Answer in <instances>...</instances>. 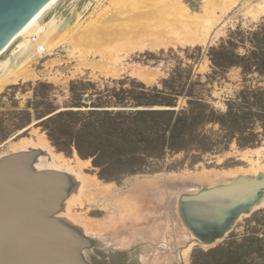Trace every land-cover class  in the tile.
<instances>
[{"label": "rangeland", "instance_id": "rangeland-1", "mask_svg": "<svg viewBox=\"0 0 264 264\" xmlns=\"http://www.w3.org/2000/svg\"><path fill=\"white\" fill-rule=\"evenodd\" d=\"M116 1L59 0L33 28L79 12L51 54L0 89V158L43 135L47 149L64 159L59 170L78 172L74 152L89 162L82 169L88 188L75 178L69 213L101 226L92 233L80 228L93 241L84 251L92 264H264V204L212 244L193 234L181 210L184 196L238 180L209 175L232 171L249 179L264 171V0H237L232 7L179 0L216 20L210 42L139 51L110 34L134 26L119 23L133 13L111 11L110 23L99 24ZM139 1L168 8L177 0ZM87 31L113 38L98 44L83 36ZM152 176L165 186L136 189ZM87 177L111 191L97 193Z\"/></svg>", "mask_w": 264, "mask_h": 264}, {"label": "water", "instance_id": "water-1", "mask_svg": "<svg viewBox=\"0 0 264 264\" xmlns=\"http://www.w3.org/2000/svg\"><path fill=\"white\" fill-rule=\"evenodd\" d=\"M51 0H0V52ZM42 150L0 158V264H92L84 251L93 241L58 217L77 188L73 175L35 169ZM257 185L238 179L229 186L184 196L188 228L203 241L221 238L232 227Z\"/></svg>", "mask_w": 264, "mask_h": 264}, {"label": "bare ground", "instance_id": "bare-ground-1", "mask_svg": "<svg viewBox=\"0 0 264 264\" xmlns=\"http://www.w3.org/2000/svg\"><path fill=\"white\" fill-rule=\"evenodd\" d=\"M58 1L59 0H51L48 4H46L43 7V9L29 23H27L17 33V35L10 41V43L0 52V58H2L4 53L13 44H15L18 41L15 47V50H13L9 56L4 57V60L0 61V89L4 88V86L7 84L9 85V83H11L14 80L17 81V77H20L22 73H24L27 70V68L33 61H35L37 58H42L48 54H51L57 48V46L61 42H63L62 40L65 39L66 34L68 32L67 27L71 25L70 23H72L75 20V18L78 17L79 12L78 13L76 12L78 10L71 11V14L69 16L67 15L66 17L61 18L59 20H50L48 22H45L41 27H39L35 31L33 29L37 24L40 23V21L44 18L46 13L50 11L52 7H54L58 3ZM203 1L207 3L209 0H203ZM236 1L237 0H221L222 2L221 4H222V7L226 5L232 7ZM113 8L114 9L117 8L118 10H114ZM109 9L107 11L105 10L104 11L105 13L99 16L100 18H103V20L99 19L100 20L99 24L107 20L108 21L106 23H110V21L112 20V15L110 14L111 11L118 12L119 10L125 9L126 11L133 13L130 19H128V17L122 18L124 16H121V18H119V23L121 24V22H124V23L127 22L124 19H127L129 22H131L130 20H133V22H135L134 26L127 27V26L122 25V26H119V28H117L114 33H110V34H114L120 39L121 37H126L127 42L129 44L128 48L135 50V51L143 50L145 48L156 50L160 48L162 49L166 46L173 47V44L175 41H179V44L181 42L182 44L185 43L187 45H193V44H198V43L210 42V40L213 38L211 31L213 29L212 27L216 23V20L212 18L213 16L209 17L208 15L209 13H204V16L203 15L201 16L196 13H191L188 8H185L183 4L180 3L179 0H177L172 6L168 8H165V6H159L158 4H155V3L143 2L139 0H120V1L118 0L114 3L113 7ZM204 9L207 12L209 10L208 5L206 6L205 4ZM259 10H260V13L264 15V5H261L259 7ZM211 15L212 14H210V16ZM31 31L32 33H30ZM92 33L93 32L89 31L88 33H86L87 35H83V36L88 37L87 40L90 39L91 42H97L98 44L101 42L107 41L108 40L107 36L110 35V34L106 35L107 33H104V32H99V33L94 32L96 33L95 35H93ZM77 34H80V32H78ZM76 36H73L71 38H74ZM110 37H109V40H110ZM76 40L77 39L74 38V41ZM147 75L144 76V79L145 77L149 79ZM29 146H32V147H29ZM29 146H28L27 141H21L19 145H15L17 149H15L12 153L27 152L29 149H33V150L41 149V150L47 151L46 153L47 156L39 157V159L37 160L35 164V169L38 171L50 170V171L69 173L68 170H64V169L59 170L61 168V166L59 165H62L61 162L64 159L61 157V155L56 154L55 152H52L51 148L50 150L47 149V141L43 135L38 136L37 143L33 145H29ZM74 160H75V166L77 167L78 172L74 173L75 176L73 175V177L76 178L77 180H81L80 182L83 183L82 187L84 188V190H87L88 187L85 188L84 186L85 179L82 176L83 175L82 169L85 168L86 165L88 166L89 162L88 161L84 162L83 160H81L75 152H74L73 161ZM71 171H72V168H71ZM230 176H233L234 178L232 179H235V180L246 178L245 173H242V172L232 173L231 171V172H226L222 174L217 173L214 175H209L207 179L208 180H215V179L223 180L225 178L227 179V177L229 178ZM193 177L195 179V175ZM248 177L249 179L246 178L247 181L256 183L257 188H258L257 189L258 195L256 194L253 195V193L251 192L249 196L248 208L242 210L241 211L242 213L239 214V216L235 219V221L239 219L241 215H248L249 213L255 211L256 209H258L264 204V171L261 170L260 172H258V174L256 173L257 178L250 177V176ZM190 178L191 180H193L192 177ZM86 180H89L91 183L90 187H92V189H94L97 193L101 195H107L111 191L112 186L110 184H104L102 186L100 185V183H98L95 180V178L90 179L87 177ZM227 182L225 181L223 183H227ZM163 183H164L163 179L157 176H152V177L142 178L141 181H138L135 186L137 190L138 189L139 190H142V189L150 190L154 188L158 189L161 186L164 187L165 184ZM204 183L207 184V182H204ZM72 196L70 195L68 199L65 201L64 209L58 215V217L61 219L65 218L68 220V222L73 223L74 226L78 228H82L84 233L85 232L92 233L94 231L101 230L100 224L92 220L90 221L88 219H87L88 221L84 220L80 218L79 216H72L69 213L72 207L71 201L74 198ZM122 202H123L122 205L128 204L127 201L125 200H123ZM133 203L135 204V202ZM127 206L130 209L131 213L133 211H137L135 210L136 207L134 205H131V206L127 205ZM213 242L214 241L207 242V243L212 244Z\"/></svg>", "mask_w": 264, "mask_h": 264}, {"label": "flooded vegetation", "instance_id": "flooded-vegetation-1", "mask_svg": "<svg viewBox=\"0 0 264 264\" xmlns=\"http://www.w3.org/2000/svg\"><path fill=\"white\" fill-rule=\"evenodd\" d=\"M97 264H99V263H97Z\"/></svg>", "mask_w": 264, "mask_h": 264}]
</instances>
